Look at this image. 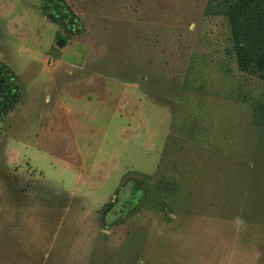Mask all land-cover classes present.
Segmentation results:
<instances>
[{"label": "rangeland", "instance_id": "1", "mask_svg": "<svg viewBox=\"0 0 264 264\" xmlns=\"http://www.w3.org/2000/svg\"><path fill=\"white\" fill-rule=\"evenodd\" d=\"M207 1L0 0V264H264V80Z\"/></svg>", "mask_w": 264, "mask_h": 264}, {"label": "trees", "instance_id": "2", "mask_svg": "<svg viewBox=\"0 0 264 264\" xmlns=\"http://www.w3.org/2000/svg\"><path fill=\"white\" fill-rule=\"evenodd\" d=\"M44 2L47 18L59 24L64 34L79 31L78 19L65 0ZM205 14L227 19L238 70L264 80V0H208ZM65 41L62 35H57L60 46ZM3 67L6 74L0 88V116L13 110L19 91L15 75Z\"/></svg>", "mask_w": 264, "mask_h": 264}, {"label": "flooded vegetation", "instance_id": "3", "mask_svg": "<svg viewBox=\"0 0 264 264\" xmlns=\"http://www.w3.org/2000/svg\"><path fill=\"white\" fill-rule=\"evenodd\" d=\"M3 83H4V81H2V83H0V88H1V86L3 85Z\"/></svg>", "mask_w": 264, "mask_h": 264}]
</instances>
